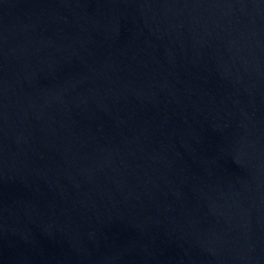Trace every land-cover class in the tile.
<instances>
[{"label": "water", "instance_id": "water-1", "mask_svg": "<svg viewBox=\"0 0 264 264\" xmlns=\"http://www.w3.org/2000/svg\"><path fill=\"white\" fill-rule=\"evenodd\" d=\"M0 264H264V0H0Z\"/></svg>", "mask_w": 264, "mask_h": 264}]
</instances>
